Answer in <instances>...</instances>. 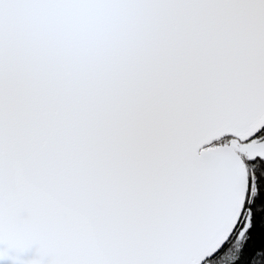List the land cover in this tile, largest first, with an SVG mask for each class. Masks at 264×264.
Instances as JSON below:
<instances>
[{
	"label": "snow or ice",
	"instance_id": "6c2138e0",
	"mask_svg": "<svg viewBox=\"0 0 264 264\" xmlns=\"http://www.w3.org/2000/svg\"><path fill=\"white\" fill-rule=\"evenodd\" d=\"M0 264H264V0H0Z\"/></svg>",
	"mask_w": 264,
	"mask_h": 264
},
{
	"label": "water",
	"instance_id": "95a60500",
	"mask_svg": "<svg viewBox=\"0 0 264 264\" xmlns=\"http://www.w3.org/2000/svg\"><path fill=\"white\" fill-rule=\"evenodd\" d=\"M32 254H34V252H29V253H28V255H32Z\"/></svg>",
	"mask_w": 264,
	"mask_h": 264
}]
</instances>
